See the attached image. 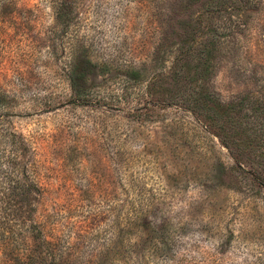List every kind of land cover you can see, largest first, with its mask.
Segmentation results:
<instances>
[{
  "label": "rangeland",
  "instance_id": "1",
  "mask_svg": "<svg viewBox=\"0 0 264 264\" xmlns=\"http://www.w3.org/2000/svg\"><path fill=\"white\" fill-rule=\"evenodd\" d=\"M260 1L212 18L233 31L219 38L207 83L224 101L264 102ZM201 9L0 0V157L22 155L39 186L33 218L61 253L51 264L106 254L123 264L158 229L167 264H264V142L236 160L194 112L167 103L172 48L198 37L189 24ZM145 242L142 263L164 261Z\"/></svg>",
  "mask_w": 264,
  "mask_h": 264
},
{
  "label": "trees",
  "instance_id": "2",
  "mask_svg": "<svg viewBox=\"0 0 264 264\" xmlns=\"http://www.w3.org/2000/svg\"><path fill=\"white\" fill-rule=\"evenodd\" d=\"M194 1L200 2L202 14L195 19L196 26L189 25L194 26L198 37L174 43L169 70L173 90L167 103L178 104L194 112L238 160L239 154L253 142H264V102L250 94L224 101L207 85L214 72V59L221 44L219 38L233 32L231 25H217L212 18L229 9L237 13L256 9L261 1ZM75 91L79 95L83 92L78 88ZM22 158L14 151L7 157H0V173L13 172L8 181L0 180V264H51L61 257V253L33 218L39 186ZM155 233L154 237L139 239L127 248L124 251L127 259L123 264H143L145 241L151 242L154 253L163 255L164 261L157 264H167V237L160 229ZM106 259H111L108 254L105 259L99 257L94 264H117L114 260L106 263Z\"/></svg>",
  "mask_w": 264,
  "mask_h": 264
}]
</instances>
